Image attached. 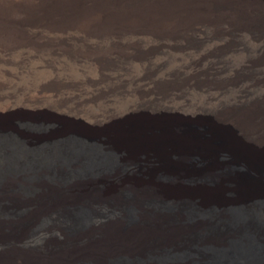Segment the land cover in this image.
Segmentation results:
<instances>
[{
    "label": "bare ground",
    "instance_id": "obj_1",
    "mask_svg": "<svg viewBox=\"0 0 264 264\" xmlns=\"http://www.w3.org/2000/svg\"><path fill=\"white\" fill-rule=\"evenodd\" d=\"M215 1L0 0V62L20 71L31 63L48 76L74 72L80 84L64 86L61 92L68 96L126 101L140 81L157 88L161 81L185 77L183 70L199 73L198 61L222 39L202 18ZM253 16L264 27V13ZM236 30L238 43L205 64L212 73L240 69L249 53L264 45V33L246 26ZM187 32L200 35L202 44H185ZM140 46L148 50L143 53ZM149 67L154 72L143 75ZM180 84L173 88L180 95L210 98L218 109L184 118L163 114L169 107L136 104L97 131L16 114L0 123V264H115L105 259L128 257L148 240L158 259L140 253L143 261L131 256L121 264H264V204L252 207L249 200L233 230L219 219L216 225L224 229L212 236H156L205 227V207L194 202L186 209L187 196L223 203L232 187L237 193H264V99L252 100L264 95L261 84ZM239 97L244 103L226 104ZM23 124L51 131L26 133ZM10 140L21 142L23 150ZM41 143L46 152L37 151ZM122 191L130 193L123 202Z\"/></svg>",
    "mask_w": 264,
    "mask_h": 264
},
{
    "label": "rangeland",
    "instance_id": "obj_2",
    "mask_svg": "<svg viewBox=\"0 0 264 264\" xmlns=\"http://www.w3.org/2000/svg\"><path fill=\"white\" fill-rule=\"evenodd\" d=\"M220 1L221 0H218L217 2L215 1L217 3L214 5L215 9L212 8L210 10L211 12L208 11V14H205L202 17L203 20L208 21L210 28L212 29V31L214 33H216V34L220 33L222 35V39L220 41H218L217 43H215V45H213L212 49H210L209 54L206 56V58H202L201 61L200 60L198 61V63H200L199 65H201L203 67L199 70V73L197 71V72H194L195 74H193V72L188 74V72L183 70L180 74H184L185 77L182 75H179L175 79V81H173V82L161 81V82H159L160 85L158 84L156 86L158 89L154 88L153 86L146 87L147 85H146L145 80L140 81L136 85H134L133 87H131L129 89V94L130 93L131 94L130 95L128 94L129 98L127 97L128 99L126 101H115V99H113L112 97H111V99H109L110 97H108L107 102H102L100 98L95 99V101H90V100L85 101V100H83V98H80V97L78 98L77 92H73L75 94L70 93L68 96L67 93H62L64 91V86L69 87V86H73V85L75 86L77 84H80V79L78 77V74H75L73 72V73H71V76H67L65 74H63L61 76L57 75L58 77L57 76H48L47 75L48 73H46V71L41 70V68L31 67V63H30V66L28 67V69H24L23 71H20L14 64H12L13 65L12 66L11 63H8V62L1 63L0 62V68H1L0 69V123L5 122V121H9V118L11 119V116H9L10 114H16L17 117L18 116H20V117L26 116L27 118H30V119L33 118V120L48 119L49 121H47V124L53 123L55 126H57L59 123H63V124H67L69 126H72L74 128H79V127L85 126L86 128H89L91 130H93V128H94V130L97 131V130L103 129V127L109 125V123H111L115 120H119L121 118H124L126 116L125 114L131 109V107H134L136 104H139V105L144 104V106H149V107H150V105L151 106L154 105V106H158V107H165V108L169 107L172 110L168 111L167 113H163V114H168V115L172 114V115H176V116H180V117L182 116L184 118H190L193 116L206 114V113H204L205 111H209L212 109L213 110L218 109L216 107V105H220V104H216L215 100H211L210 98L207 99V98H203V97H199V96H194L192 94L191 95L193 96V98H192V96H190L188 98L187 94L186 95L185 94L180 95L178 93V91H175L173 89L176 85H179L180 83L185 84V82L186 83L195 82V83L203 85V86L214 85V86L226 88V86L229 87L233 84H238L240 82L249 80L253 83H256L259 85L261 84L260 90L263 89L264 88V84H263L264 83V67H263L264 66V48H263L264 45H261L260 49L257 50V52L252 51L253 53L252 52L249 53V55H248L249 58H247V60L244 62V64L242 65L243 67L241 66L240 69H237L233 72H229V74L227 72V73H222V74L217 75L215 73H212L209 70L208 66H205V64L207 62H209V63L212 62L216 56L224 54L230 47L235 46L238 43V38L235 35L237 28L246 26L250 29L251 28L253 30L255 29L254 33H256V32H258L257 34L264 33V27H262L263 26L262 22H260V21L254 22L252 20V18L254 17L253 15L260 13V12L264 13V4H263L264 0H229V1L223 0L221 2ZM230 3H231V5H229ZM244 5H246V6H244ZM251 6H253V7H251ZM249 8H251V9L248 11ZM232 10L234 11V13ZM237 10H238V12H237ZM254 12H255V14H254ZM240 13H241V16H240ZM218 15H219V17H218ZM224 15H226V16H224ZM234 15L238 16V17H235ZM211 17H212V19H211ZM240 20H242V21H240ZM217 21H218V23H217ZM220 22H221V24H220ZM252 22H254V23H252ZM223 23H225V24H223ZM225 25H227V27ZM237 25H238V27H237ZM222 26H225V27H222ZM225 35H226V37H225ZM184 38H185L184 43L189 45V46L201 45L202 41H203L202 38L200 37V35H198L197 33H194V32L193 33L187 32L186 34H184ZM225 39H228V40H225ZM228 43H230V44L228 45ZM221 44H223V45H221ZM140 47H142V46H140ZM140 49H141L140 51H142L143 53L148 50L147 48H143V47ZM210 56H212V57H210ZM202 62L204 65L202 64ZM1 64H2V66H1ZM247 65H248V67H247ZM204 66H205V68H204ZM245 66L247 68H245ZM251 66H254V67H251ZM261 66L263 68H261ZM259 67L261 68V70H259ZM37 69H38V71H36ZM9 70H10V72H9ZM236 71H238L239 73ZM152 72H154V70H152V68L149 67L146 69V74L144 73L143 75L149 76L150 74H152ZM255 72L256 73L258 72V73L256 74ZM147 73H149V74H147ZM34 74H36V75H34ZM38 74H40V75H38ZM221 75H223V76H221ZM239 78L241 81L239 80ZM177 79H179V80H177ZM70 82H73V83L71 84ZM142 82H144V83H142ZM230 83H232V84H230ZM16 85H17V87H16ZM154 89H155V91H154ZM158 90H161V91H158ZM160 92H162V93H160ZM168 92H170V93H168ZM260 92H264V90L260 91ZM150 94L151 95L153 94V95L151 96ZM168 96H169V98H168ZM171 96H172V98H171ZM174 98H176V99H174ZM240 98L241 97H239V99H237V101L232 99L231 102H228L226 104L237 105V104L244 103L241 101L242 99H240ZM168 99H171V100L169 101ZM258 99H264V95L259 96V97H255L252 100H258ZM98 100H99V102H98ZM128 100H129V102H128ZM132 100H134V101L132 102ZM165 100L167 102H165ZM100 101H101V103H100ZM111 101H114V102H112L113 104L110 103ZM187 101H189V104ZM191 101H192V103H191ZM210 101H212L213 103ZM247 101L248 100H246L245 102H247ZM130 102H132V103H130ZM175 102L179 103V104L177 105ZM98 104H100V105H98ZM185 104H187V107ZM191 104H193V106ZM198 104H200V106ZM194 106H195L196 111H195V109H193ZM125 107H127V108H125ZM178 107H179V109H178ZM175 110H176V112L174 113ZM197 112H199V113H197ZM42 115H43V117H42ZM112 115H114V117ZM154 115H157V114H154ZM187 116H189V117H187ZM20 128L23 131H26V133H33L35 135H43V134L48 135L47 133H50V131H51V129L49 130V128H47V127L46 128L45 127H34V126H32V124H23L22 126H20ZM17 142L18 143H16L14 140L9 141L11 146H15V148L19 149L20 151L23 150V146H22L23 144H21V142H19V141H17ZM42 145H43V143H41V145L38 148H36V149H38L37 151L40 153L46 152V150H47L45 148V146H42ZM59 148H60V145H59ZM26 149H24V150L26 151ZM34 151L37 152L36 150H34ZM261 175L264 176V170L261 171ZM236 190L237 189L234 187L228 188V190L225 191L227 196L225 198V202H223V203L218 202L216 199L205 198V197L202 199V203H200V201H196L197 198H192L193 200L195 199L193 201L191 199L186 200V199L191 198V197H188V196L185 197L184 200L187 203L186 209L193 208V206H191L189 204H192V203L195 204L194 202H199V204H201L205 207L204 211H206V212H204V213H206V218H204L205 220L203 221V223L205 224V227H202L200 229H194V230L186 228V229H180L177 231L163 232V233H160L156 236L158 238H161V237L163 238L164 236H165V238H166V236L182 237V238H189V237H194V236H196V237L212 236L214 233L224 229L223 226L218 227L216 225V222L219 219H220V224L222 222H224L225 227L229 231L233 230V228H235L237 225H239L237 218H239V216L241 215V213H243L244 210H248L247 209L248 206H246L243 203L244 200H249L248 202H251L249 204H251L252 207L264 204V193H262L261 195H256L255 192L250 190V189H243L239 193H237ZM129 197H130V193L128 191H122V193L119 196V199L123 202L124 200H127ZM230 197H231V199H230ZM111 203H112L113 207L117 206L116 201H115V203L113 201H111ZM119 204L120 203H118V205ZM165 205L166 206L168 205L169 207L173 206V204H165ZM112 209H114V208H112ZM218 210L223 211V213H224L223 216L225 218L224 220H222L219 217ZM131 213H132L131 209L128 208L126 210V214L130 216ZM43 222L45 223L47 221H43ZM150 244H151L150 240H148V242L146 241L144 244H141V243L138 244L137 246H135L134 248H132L129 251L128 257L125 254H119V255H115L114 258H108L107 257L105 260H107L108 263L113 262L115 264H121L122 262L127 263L128 260L129 261L131 260V259H129V257L134 256L136 258V260L140 262V261H143L140 253H142L143 254L142 256H145L147 259H158V257H160V256H156L149 251L148 247H150ZM84 264H88V263H84Z\"/></svg>",
    "mask_w": 264,
    "mask_h": 264
}]
</instances>
